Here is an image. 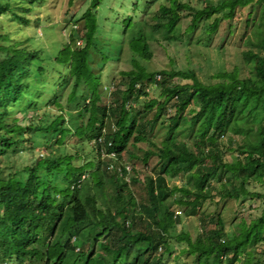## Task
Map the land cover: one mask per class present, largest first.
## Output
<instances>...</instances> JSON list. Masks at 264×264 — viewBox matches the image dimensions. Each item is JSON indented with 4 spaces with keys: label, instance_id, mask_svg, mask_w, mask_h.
Returning a JSON list of instances; mask_svg holds the SVG:
<instances>
[{
    "label": "trees",
    "instance_id": "obj_1",
    "mask_svg": "<svg viewBox=\"0 0 264 264\" xmlns=\"http://www.w3.org/2000/svg\"><path fill=\"white\" fill-rule=\"evenodd\" d=\"M13 1L0 0V19L9 15L26 27L30 37L37 36L40 18L29 20L30 15L22 14H30L39 0H23L28 6L19 12ZM138 4L133 3L132 10ZM254 4L261 20H245L255 26L251 33L258 39L243 41L250 46L241 53L248 69L239 77L237 67L222 76L226 81L214 85L202 84L191 70L148 73L134 60L131 69L119 73L116 84L103 86L101 71L118 58L123 41L140 60L149 61L153 36L144 30L146 23L139 14L132 12L121 25L115 24L120 32L114 39L105 38L100 28L105 23L102 11H95L104 6L101 0H90L80 17V34L70 33L69 42H62L49 57H42L36 47L10 43L8 35L0 33V163L10 160L0 165V264H65L69 260L65 254L82 246L84 264H161L155 252L158 248L168 252L170 241L185 244L181 251L195 256V264L262 263L263 258L253 262L255 251L247 246L254 234L264 232V206L255 219L240 220L233 231H225L218 214L198 216L204 230L193 241L184 228L175 231L179 211L186 217L196 216L198 208L215 197L264 200L249 190L250 181L264 183V57L252 50H264V0H220L194 11L189 28L217 13L230 20L237 8L252 9ZM181 8L172 0L168 7L159 6L166 22H156V29H165L166 40L179 37L176 23ZM219 19L210 22L208 34L216 32ZM76 40L82 44L76 45ZM49 72L57 77L40 79ZM174 79L183 82L174 84ZM108 85L112 102L98 115L97 104ZM64 88L68 90L60 101ZM46 93L49 98L38 99ZM194 96L197 107L185 117L183 112ZM24 97L30 100L20 106ZM49 103L57 111L54 114L45 108ZM166 114L167 138L141 156L143 163L156 157V174L145 179L135 174L130 180L139 186L140 201H135L134 190L124 180L125 169L119 164L113 168L108 154L120 158L129 141H147ZM177 124L182 126L179 132H186L181 139L174 131ZM226 132L243 136L230 162L222 160L219 144ZM226 141L230 149L234 140L229 136ZM39 147L50 149L48 157L34 160V149ZM183 174H187L185 183L175 184ZM103 179L113 187L110 200L104 195ZM175 193L179 197L171 201L177 211L166 202ZM79 232L88 248L84 241L77 245ZM258 245L264 257V237ZM94 247L101 252L95 253Z\"/></svg>",
    "mask_w": 264,
    "mask_h": 264
},
{
    "label": "rangeland",
    "instance_id": "obj_2",
    "mask_svg": "<svg viewBox=\"0 0 264 264\" xmlns=\"http://www.w3.org/2000/svg\"><path fill=\"white\" fill-rule=\"evenodd\" d=\"M172 1H177L178 4L183 6V8L179 9V19L176 23V30L178 31L179 37L176 39L175 37H172L171 40H166L165 29L163 27L156 29V22H166V18L160 15L159 6L168 7L170 0H101L104 6L101 10H99V8H95V11H102L103 16L101 19L105 21V23H101L100 28L105 38L114 39L115 33L117 32L116 34H118L120 32L115 27V24L121 25L119 22H121V20L124 19L126 15L132 12L139 14V17H141L146 23L144 30L148 29L153 36V42H150L152 56L149 61L140 60L129 50L127 44L123 41L118 58L108 62L101 71V73L103 72L101 76L103 86H106L111 82L116 84V82L119 80V73L121 71H127L131 69L133 66L132 62L134 60L145 66V71L148 73H158L160 70H191L194 72V75L198 81L204 85H214L222 80L226 81V79H224L222 76H225V74L231 73L232 71H237V67L238 76H243V73H245L248 69V65L242 62L243 60L241 53L250 49V46L243 41L246 39L252 40V42L258 41V39H255L251 33L255 26L252 28V23L246 24L245 20H251L253 17H256L255 23L261 20V11L258 5L254 4L252 9H250L248 6L237 8L233 18L230 20L222 19L220 13L214 14L209 18H201L196 22L194 27L189 28L191 23L190 18L194 11L201 10L202 8L211 4L216 5L220 0ZM147 2L149 3L146 5ZM133 3H139L136 10H132ZM89 4L90 0H39L38 3L32 5V11L30 14H22L24 17H29L30 15L29 20H32L36 16L40 18L41 23L38 24L36 29L37 36L30 37L26 27L22 23L11 20L9 15L3 16L0 19V33H6L9 37L10 43L18 42L21 46L36 47L42 51V57H49L53 54L52 51L55 50V48L60 47L62 42H69L70 33H77V35L80 34L83 24L82 21H80V17ZM12 6L16 8L15 12H19V8L25 6L27 7L28 5L23 0H15L12 2ZM248 11L251 13L247 18ZM139 17H137V19ZM133 18V23H136V15H134ZM215 18H220L218 22V28L215 33L213 32V34L210 35L207 33V29L210 22ZM76 19L78 20L75 21ZM110 22L112 23L109 24ZM29 37L31 38L30 41H26V39ZM75 43L76 45H78V43L81 45L82 41L76 40ZM252 50L264 57L263 49L252 47ZM33 72L34 71L32 69L31 74H33ZM52 77L56 78L57 74L54 72L42 74L40 79L45 81L50 80ZM181 82H183V80L174 79V84H180ZM184 82L189 83L190 80L186 79ZM38 86V91L40 93L42 86ZM109 86L111 88V85ZM110 88L106 90V94L102 95L101 100L97 104L98 115H101L103 110L106 112V106L111 105L112 100L111 97H109V93L111 92ZM67 90L68 88L61 90L62 95L60 101L64 100ZM29 92H31L32 97L36 96L35 91L30 90ZM150 93L151 97L156 96L152 92ZM44 97L46 99L49 98V93H46L45 96L41 94L38 99L42 100ZM27 98L28 97H24L19 101L20 106L25 105ZM28 100H30V98H28ZM159 101L161 102L162 98L159 99ZM194 107H197L195 96L192 98L190 104L183 112L185 117H187L188 111ZM45 108H47L51 114L57 112L55 107H52L51 103H49V105ZM171 112L168 113V116H170ZM166 124H168L167 114L161 116L155 125L153 132L147 136V141L138 142L135 144H132L131 141H129L127 144L126 152L122 153L120 160L121 162L129 164L132 167L133 176L136 173L137 175L139 174L140 176H143V179H145V176L152 177L154 174H156V157L152 156L151 158H148L145 163H143L141 156L143 151L153 149L152 145H159L160 142L167 138V132L165 131L167 126ZM179 124L174 127L177 139L183 138L186 134L185 131H178L182 128V126H179ZM186 124L188 123H183V125ZM184 130L187 129L184 128ZM229 136H231L234 140V142L232 141V144L230 145V149H228L229 147L227 148L225 145ZM191 140H193V138H191ZM41 141L42 138H40V142ZM242 142L243 136H232L229 134V132H226L222 138L220 137L219 144L220 147L222 146L223 150L222 160L227 162L232 161L234 158L233 156L236 155V148H238ZM52 144L53 141L49 143V146H52ZM130 146H133V148ZM49 150L48 148L45 149L44 147L35 148L34 160L45 157L47 158ZM13 159L14 158H12V160ZM9 161L10 160L8 159L7 162L2 160L0 165L4 166V164L9 163ZM186 176L187 174H183L177 177L175 179V184L183 185L185 183ZM103 181L104 195L106 199L110 200V197L113 193V187L106 183V179H103ZM128 186L135 192V201L137 200L139 202V186L134 182H131ZM249 190L252 193L256 192L264 196V183L255 184L254 182L250 181ZM90 193H94L93 187L90 188ZM178 197L179 194L175 193L173 197H169L166 201L167 205H169L172 210L177 211L171 200ZM263 206L264 200L258 197H247L246 199H241L238 201L226 198L218 199L215 197L212 201L204 202L198 208V213L196 216L186 217L181 211H179L176 214L177 217L175 219V231L180 233L184 228L193 241L199 234L202 233L201 231L204 230L202 224L199 225V220L201 219L198 216H207L211 214H218L221 217L226 232L233 231L240 220L248 222L251 219H255L259 215ZM112 210H114L113 207ZM178 220L180 221L177 222ZM263 237L264 232L254 234L250 238L249 244L247 246V250L250 249V252L255 251V259H253V262L257 258H263L261 264H264V257H260L261 252L259 249H261V245L258 244L259 241L263 239ZM99 240H101L100 237ZM83 241L84 243L82 244ZM170 243H172V245L168 252H159L158 258H160L161 264H195V256L181 251L186 247L185 244H175L173 241H170ZM81 244L86 246L83 235L81 232H79V241H77V245L82 246ZM81 250L83 251L81 252ZM94 250L95 253L101 252L98 247H94ZM65 257L69 259L65 264H84L86 254L82 246L79 248V251L72 250V252H67Z\"/></svg>",
    "mask_w": 264,
    "mask_h": 264
},
{
    "label": "clouds",
    "instance_id": "obj_3",
    "mask_svg": "<svg viewBox=\"0 0 264 264\" xmlns=\"http://www.w3.org/2000/svg\"><path fill=\"white\" fill-rule=\"evenodd\" d=\"M156 79H158L159 78V76H156L155 77ZM108 88H110V86L108 85L107 86V89ZM110 91H111V88H110ZM109 91V92H110ZM108 92V93H109ZM130 147H132L133 148V146H130ZM108 156L111 158V160H112V167L114 168V165L115 164H119V165H121L124 169H125V171H126V173H125V175H124V180H125V182L126 183H128V184H130V180H131V178L133 177V178H135V174H134V176H133V174H132V167L129 165V164H126V163H124V162H121V160H120V158H121V156H120V158H117V157H115V155L113 154V153H110V154H108ZM155 157V156H154ZM156 166H157V168H158V163H157V159H156ZM155 175V174H154ZM85 176H83V178H84ZM152 177H154V176H152ZM75 251H77V250H75ZM159 252H161V248H158L157 249V251L155 252V256H157V257H159Z\"/></svg>",
    "mask_w": 264,
    "mask_h": 264
}]
</instances>
